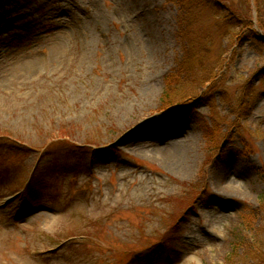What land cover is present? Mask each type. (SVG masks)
Masks as SVG:
<instances>
[{
    "label": "rangeland",
    "instance_id": "rangeland-1",
    "mask_svg": "<svg viewBox=\"0 0 264 264\" xmlns=\"http://www.w3.org/2000/svg\"><path fill=\"white\" fill-rule=\"evenodd\" d=\"M215 2L0 0V264H247L264 31Z\"/></svg>",
    "mask_w": 264,
    "mask_h": 264
},
{
    "label": "trees",
    "instance_id": "trees-1",
    "mask_svg": "<svg viewBox=\"0 0 264 264\" xmlns=\"http://www.w3.org/2000/svg\"><path fill=\"white\" fill-rule=\"evenodd\" d=\"M173 1H177V3L182 5L184 9L185 8L188 9V13H191V12H195L199 8H204L206 6L214 5V2L216 0H173ZM247 2L249 3V0H247ZM230 5L234 9L237 8V5L235 4L234 1L231 2ZM254 6L257 12L258 27L262 31H264V4L261 2V0H254ZM249 19H247L246 22L248 23V25H250L249 27H252L253 20L252 18L251 20ZM255 36L257 37L256 32H255ZM245 37L246 38L249 37L250 39L257 42V40L254 38V36L251 33L246 35ZM214 76H215V73L208 72V74L204 75V78L212 79L214 78ZM207 82H210V80H208ZM166 97L167 95L164 96V100H166ZM180 97H181V100L185 102L189 100L191 96L189 95L188 92L184 91L183 93L180 94ZM214 131L217 132V129H214ZM211 132L214 134V138L211 140V142L220 141L219 139H221L222 133L219 135V133H216L213 131ZM208 137H211L210 134L208 135ZM262 210L264 212V195L262 197ZM247 225H250V224H247ZM240 249L242 250L240 252L241 253L240 255H242L245 258V262L247 264H264V235L263 234L258 232L257 234H254L252 237L245 240V243L236 245L234 253L237 254ZM231 256L228 258V261L226 264H231L233 260Z\"/></svg>",
    "mask_w": 264,
    "mask_h": 264
},
{
    "label": "water",
    "instance_id": "water-1",
    "mask_svg": "<svg viewBox=\"0 0 264 264\" xmlns=\"http://www.w3.org/2000/svg\"><path fill=\"white\" fill-rule=\"evenodd\" d=\"M263 38V40H264V37H262Z\"/></svg>",
    "mask_w": 264,
    "mask_h": 264
}]
</instances>
